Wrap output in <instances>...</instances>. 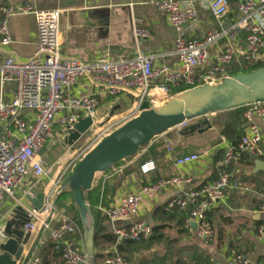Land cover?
<instances>
[{"label":"built area","instance_id":"obj_1","mask_svg":"<svg viewBox=\"0 0 264 264\" xmlns=\"http://www.w3.org/2000/svg\"><path fill=\"white\" fill-rule=\"evenodd\" d=\"M220 20L231 9L229 0H202ZM154 5L168 18L175 29L173 54L180 63L179 69L166 65L156 66L155 55L139 52L129 58L110 59L100 57L83 61L62 53L61 10H38L30 3L17 6H0V86L14 85L13 97L0 99V208L5 198H12L15 207L25 208L29 218L23 230L32 234L50 230V238L56 249L62 250L64 264H93L94 257L87 253L86 244L78 249L67 237L80 231V225L65 210L57 205L63 192L61 178L45 192L41 209L30 202L35 197L41 181L50 177L42 153L55 136V126L66 127L80 118L90 117L93 127L101 122V98L131 94L137 97L138 109L145 100H150L155 90L188 89L204 84H218L228 78L227 68L238 64L243 72L264 67V0H241L238 5L239 18L228 27L208 32L196 38L191 35L198 11L193 0H156ZM15 14H33L36 20L37 41L31 57L22 60L9 48L12 36L9 19ZM137 38H148L151 32L140 28L134 30ZM225 41V45L221 43ZM86 80L94 91L75 93L74 88ZM151 101V100H150ZM153 104V101H151ZM154 106V104H153ZM246 131L235 145H230L224 156L217 160V178L198 189H186L173 197L168 207L189 209L186 227L195 225L198 236L206 242L215 238L214 226L209 211L225 199L234 172L246 154L264 158L263 134L256 119L264 118V100H255L247 105L243 113ZM190 121L180 124L183 130ZM115 126V125H113ZM113 126L100 130L98 136L81 152L90 151ZM112 132V131H111ZM109 135V134H108ZM169 153L172 151L168 147ZM201 158L191 154L178 158V165H187ZM155 167L152 163L143 165L145 173ZM33 177V182L22 197L17 198L20 188ZM193 183L189 176H169L145 185L140 192L129 193L108 212L113 221H130L140 211L144 200L154 199L161 192L173 188L189 187ZM263 202L258 213L264 215ZM56 221V226L52 223ZM4 225L0 226V241L7 239ZM152 233V226L145 221H135L115 229L119 240L141 242ZM257 238H264V225L260 226ZM37 264L40 259H37ZM231 264H248L246 254L233 250ZM105 264H128L116 250L107 256Z\"/></svg>","mask_w":264,"mask_h":264},{"label":"crops","instance_id":"obj_2","mask_svg":"<svg viewBox=\"0 0 264 264\" xmlns=\"http://www.w3.org/2000/svg\"><path fill=\"white\" fill-rule=\"evenodd\" d=\"M154 1L156 0H0V6L30 3L38 10H61V49L67 56H75L88 62L100 57L129 58L139 52H145L155 55L156 66L166 65L172 69H179L180 63L173 54L175 29L168 18L154 5ZM193 1L198 17L193 24L191 35L196 38L220 29L221 26L228 27L239 18L237 7L241 0H229L230 12L220 22L202 0ZM140 28L148 29L151 36L137 38L134 30ZM9 29L13 40L9 51L22 60L31 57L37 41L34 15L11 16ZM225 43L223 41L221 46ZM227 71L228 77L243 73L237 63L228 66ZM159 90L162 92L161 97L154 95L156 90L150 97L156 108L177 94L172 93L170 87ZM92 91L94 88L86 80H82L74 88L77 94ZM13 94V84H7L4 88L0 86V99L8 101ZM99 110L100 112L110 110V116L117 119L115 124L118 126L140 113L137 97L125 93L101 98ZM206 119L211 121L212 127L204 132L199 131L201 128L186 131L173 128L154 138L141 147L135 156L121 161L99 175L92 189L86 193L92 223L98 228L100 236L115 234L116 228L127 226L138 220L145 221L152 227H160L159 231L144 244L129 246L123 243L121 245L122 254L126 257L128 264H231L230 257L233 250L246 254L249 258L248 264H264V238L259 239L256 236L259 227L264 225V215L258 213L264 193V158L246 154L242 161L232 168L234 175L226 190L225 199L209 211V218L215 230L213 241L206 242L198 236L194 227L191 229L186 227L189 209L182 212L169 211V207L167 208L169 201L186 189H198L214 181L218 176L217 160L224 156L230 145H233L232 140L222 134L224 124L230 119L226 111L197 118L190 121L187 127ZM256 122L262 130L264 145V118H258ZM89 131L81 138L83 140L70 146L66 142V130L59 123L56 124L55 135L65 136L69 149L57 161L59 166L56 175L43 179L38 192L53 187L59 178L61 182L64 177L65 180L67 179L69 172L89 152L81 154L90 142L82 145L79 151L75 150V147L87 138ZM50 142L42 153L45 162V152ZM168 147L172 148L170 153ZM191 154H199L201 158L187 165L181 166L176 163L178 158ZM259 161L262 163L258 164ZM64 162H67L65 166L62 164ZM147 163H152L155 168L145 173L142 167ZM176 175L192 177L193 183L188 188L165 190L154 199L144 200L139 213L130 221H113L109 218L108 212L117 206L124 196L140 192L145 185L156 178ZM32 182L33 180H27L18 191L17 198L24 195ZM68 192L70 191L63 193ZM63 199H65L66 207L60 205ZM57 205L62 210L75 208L79 211L75 200L70 195L59 196ZM15 208L12 198L4 199L0 208V226H5ZM185 214H187L186 217H184ZM80 216L82 220L80 231L67 237L78 249L83 248L85 232L88 228L81 213ZM56 223L54 221L52 227H55ZM50 232L46 230L32 234L26 249V255L31 252L27 264H37V259H40L42 264L41 253L51 242ZM100 244L103 248H95L96 253L110 254L117 250L116 245L103 242ZM93 264L104 263L94 260Z\"/></svg>","mask_w":264,"mask_h":264},{"label":"water","instance_id":"obj_3","mask_svg":"<svg viewBox=\"0 0 264 264\" xmlns=\"http://www.w3.org/2000/svg\"><path fill=\"white\" fill-rule=\"evenodd\" d=\"M255 100H264V67L233 75L218 84H204L186 89L169 99L168 105L160 110L150 100H145L137 116L107 135L77 163L64 182L63 192H72L83 218L86 213L92 218L85 195L92 189L99 175L135 156L141 147L185 121L242 107ZM92 126L90 117L80 118L68 125L66 142L74 146ZM211 127V121L206 119L191 124L184 130L201 128L199 131L204 132ZM260 163L262 162L259 161L258 164ZM44 201V191H39L30 199L36 209H41ZM29 221L25 208L16 206L11 218L5 223L7 239L0 243V264L28 263L31 252L26 255V249L32 233L25 232L23 228ZM95 233V226L91 222L85 232V244L90 257L95 255Z\"/></svg>","mask_w":264,"mask_h":264},{"label":"trees","instance_id":"obj_4","mask_svg":"<svg viewBox=\"0 0 264 264\" xmlns=\"http://www.w3.org/2000/svg\"><path fill=\"white\" fill-rule=\"evenodd\" d=\"M188 89V87L186 86H182L181 88L175 89L173 87H170V90L172 93H180L184 90ZM247 108V105L242 106V107H238V108H234V109H230V110H226V112H228V114L230 115V119L229 121H227L224 126H223V130H222V134L226 135L228 138H230L232 140L233 145L237 144V142L240 140V138L243 136V134L246 131V121L243 118V113L245 111V109ZM160 178V177H159ZM159 178H156V180H158ZM154 180V181H156ZM153 181V182H154ZM68 195H70L71 197H73L72 192H68V193H63L60 195V197H67ZM74 199V197H73ZM168 208V206H167ZM169 211L173 210V211H184L182 209L179 208H168ZM185 212V211H184ZM187 214L184 215V217H186ZM74 220L77 221V223L79 225L82 224V220H81V216H80V212L78 211V209L76 210V217H72ZM96 233H95V248H103V246H101L100 243H108V244H113L117 246V252L126 260V257L123 256L122 254V244L126 243L127 245L131 246V245H140V244H144L146 240L150 239L156 232L159 231L160 227H152V233L151 235L141 241V242H134V241H129V240H119L118 236L116 234H105L100 236L98 234V228H96ZM114 252L110 253V254H101V253H96L94 255V260L95 262H103L105 264V259L107 258V256L113 255ZM41 261L42 264H64V259L62 256V250L61 249H56V243L53 242L51 240V242L48 244V247H46L44 250H42L41 253Z\"/></svg>","mask_w":264,"mask_h":264},{"label":"rangeland","instance_id":"obj_5","mask_svg":"<svg viewBox=\"0 0 264 264\" xmlns=\"http://www.w3.org/2000/svg\"><path fill=\"white\" fill-rule=\"evenodd\" d=\"M62 31V29H61ZM178 94V93H177ZM176 95V94H175ZM173 95V97L175 96ZM172 98V96H171ZM170 98V99H171ZM168 105V100H166L165 102L161 103L158 107L157 110H160L161 108H164ZM100 120L101 122L99 124H97V126L93 127L91 129V131H89V133L87 134V138L84 139L83 143L77 145L75 147V150L79 151L85 144H88L89 142L93 141L97 136L98 133L100 132V130H103L104 128L113 126L112 129L110 130V132L106 133L105 135H103L101 138H99V140L93 144L92 149L100 142L102 141L108 134L111 133V131L113 132L114 129H116L118 126V124H115L117 119L115 117L111 118L110 116V110H101L100 112ZM83 140V139H80ZM83 145V146H82ZM82 146V147H81ZM69 147L68 144L65 142V136L63 135H55L54 139L50 142V144L47 146L46 149V162L48 165V168H50V177H54L56 175V171L58 170V166L59 164L57 163V161L59 160V158L61 157V155H63V153L65 151H68ZM91 149V150H92ZM48 151H50L48 153ZM63 166H65L67 164V162L62 163ZM75 168V167H74ZM73 168V170H74ZM71 170L69 172V174H71V172L73 171ZM30 180H33V177L30 178ZM62 182H65V177L63 178ZM66 202L65 199L62 200L60 205H63L64 207H66ZM76 210L75 208H65V211L71 216V217H76ZM86 223L89 225L92 222V219L88 216V214L86 213L84 216Z\"/></svg>","mask_w":264,"mask_h":264},{"label":"bare ground","instance_id":"obj_6","mask_svg":"<svg viewBox=\"0 0 264 264\" xmlns=\"http://www.w3.org/2000/svg\"><path fill=\"white\" fill-rule=\"evenodd\" d=\"M162 92L160 90H156L154 95H156L158 98L161 97Z\"/></svg>","mask_w":264,"mask_h":264}]
</instances>
